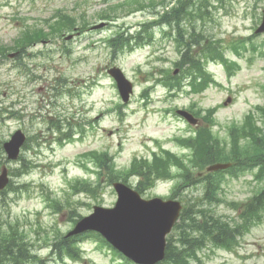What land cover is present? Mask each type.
I'll return each instance as SVG.
<instances>
[{"label":"rangeland","instance_id":"rangeland-1","mask_svg":"<svg viewBox=\"0 0 264 264\" xmlns=\"http://www.w3.org/2000/svg\"><path fill=\"white\" fill-rule=\"evenodd\" d=\"M120 1L125 0H0V45H12L25 26L44 27L45 21L57 10L76 19L84 15L89 25L96 24L97 14L121 9H109ZM159 1L155 0L157 6L147 8V13L137 12L105 21L113 24L106 30L89 32L68 42L55 38L19 57L0 56V148L16 130H21L30 142V148L21 153L24 162L6 163L0 151V162H5L10 172H26L20 177L12 174V189L0 193V218L18 221L24 227L27 241L34 244L33 250L41 260V263L30 264H124L94 238L80 245L84 257L77 261L64 259L61 262L50 255V247L43 245L45 232L52 237L53 231L66 235L72 230L74 225L70 217L75 214L85 217L91 214L94 206L112 208L116 202V194L106 183V177L96 178L97 173L85 169L94 166L84 154L107 151L114 157L116 171L128 168L135 157L150 159L159 146L180 155L186 151L176 145L173 138L188 136L190 129L175 116L174 109L207 110L219 106L212 131L226 140L229 124L240 123L255 106L264 104L260 88L264 83V34L255 33L264 12V0H192L186 3L196 17L195 34L201 35L203 40L220 43L225 56L239 69L227 78L220 64L207 62V71L219 85L194 95L186 88L176 97H169L162 85L149 79L150 74L176 69L180 53L172 40L162 39L161 34L154 31L155 41L150 46L135 47L118 59H113L105 42L116 32L130 29L133 33L138 23L153 20L152 13L160 12V15L173 4L185 0H165L162 8L158 6ZM123 8L130 7L124 5ZM181 24H184L187 41L191 23L183 20ZM172 31L174 40L176 32ZM237 41L246 42V51L239 56L229 49ZM250 46L256 51L249 50ZM202 49L197 46L192 51L197 50L199 55ZM111 65L120 68L134 85V95L128 105L118 107L122 102L115 84L105 72ZM52 89L61 94L54 97ZM147 90L145 99L143 93ZM228 96L234 97L235 102L224 107L222 103ZM54 124L56 127L59 124L61 130H55ZM70 131L71 140L66 141L65 135ZM222 178L221 204L206 205L202 185L177 192L178 200L186 208L194 205L193 208L205 209L212 216L232 224V220L237 219L232 204L247 202L264 183L253 180L251 172L238 177L224 173ZM80 179L90 181L93 192L75 194L72 184ZM97 179H101L98 185ZM128 184L135 187L136 181ZM172 186V182H157L154 188H145L142 198L166 199L171 195ZM53 200L60 202L58 211L52 209ZM189 214L200 216L193 210ZM239 244L233 252L207 248L198 255L203 264H264V218L240 239Z\"/></svg>","mask_w":264,"mask_h":264},{"label":"trees","instance_id":"trees-1","mask_svg":"<svg viewBox=\"0 0 264 264\" xmlns=\"http://www.w3.org/2000/svg\"><path fill=\"white\" fill-rule=\"evenodd\" d=\"M128 4L130 8L134 5H137L138 9L146 7L143 0H129ZM180 4L172 8L166 15H163L161 21L165 19L179 22L181 18H190L191 15L192 18H195L193 12L189 16H185L187 15V10L183 4ZM147 5L153 7L155 3L151 1ZM84 23L82 24L84 25L82 28H78L77 19L58 10L50 19L45 21L44 28L36 26L25 27L11 46L0 45V55L5 57L10 51L23 52L25 49L33 47L45 39L61 37L66 31L71 32L75 28L81 30L87 26ZM201 42H204V49L200 51V55L195 54L192 51V46L200 45ZM109 43L113 50V57L123 54L125 47L129 46L128 42L122 41L121 36ZM176 43L178 47L185 49L180 62L177 64L183 77L181 79L173 77L171 73H167L166 76L168 78L165 80L164 86L169 91L174 89L180 91L181 81L183 78L190 76L192 78L189 86L191 88L190 92L198 94L204 91L209 83L212 82V78L206 72L203 64L207 60H219L226 65L230 73L232 68H236L235 64H229L228 60L224 58V52L218 42H206L202 36L192 38L187 42L181 33L176 39ZM233 45L234 52L238 54L236 48L241 43L237 42ZM198 79H201V82H198ZM200 112L196 115L199 116ZM212 112L213 110L207 111V116L204 117L206 121L211 122L210 116ZM259 112L262 127L256 125L251 115L246 116L242 125H232L228 128V140L223 145H221L217 137L212 135L209 128L199 129L195 136L177 139L178 144L189 150V156L177 157L170 152L161 151L160 154H153L151 160H133L130 166L123 172L115 170L113 157L109 156L106 152H89L84 157L92 161L95 172L100 177L105 176L110 183L117 181L120 177H124L125 181L130 176H138L141 179L137 187L139 192H143L142 190L145 188L151 187L157 179L177 178L178 180L174 186L175 189L188 187L198 181L193 175L194 169L203 171L206 166L216 162L231 163L232 167L227 172L234 177H238L244 171H252L255 166H258L255 178L259 181H264V108L260 109ZM241 140H246L242 146L239 144ZM184 158H187V163H185ZM172 167L177 168L175 173L172 172ZM21 173L25 172L22 171ZM222 175L223 173L207 174L203 178V199L206 205H219L222 203L219 197V189L223 181ZM99 181L100 179L97 182L99 183ZM92 185L90 182L77 180L75 181L74 188H78L83 193H91L93 192ZM243 206L244 208L238 215V221L232 224L219 217L212 216L210 212L202 208H193L194 206H191L185 209L181 216L183 223L177 226V229L180 231L178 242L182 250H178L179 248L173 245L175 242L170 238L163 264H189L188 260L195 258L196 251L204 245L201 242V239L204 238H209L215 245L221 246L224 249L233 248L237 243L236 236H243L251 227L262 222L264 217V188ZM233 208H235V205H233ZM191 210L200 216L198 218L191 216L189 214ZM188 231L198 232L201 239L193 237ZM96 237L99 238V236ZM25 238L26 236L23 231H20L17 222H0V264H26L31 259L28 255ZM54 247L57 251L63 252L72 260L79 258L77 254L78 249L68 241L62 239Z\"/></svg>","mask_w":264,"mask_h":264},{"label":"water","instance_id":"water-1","mask_svg":"<svg viewBox=\"0 0 264 264\" xmlns=\"http://www.w3.org/2000/svg\"><path fill=\"white\" fill-rule=\"evenodd\" d=\"M101 27V26H98ZM256 33H264V15ZM71 39L67 37L66 40ZM109 75L117 83L124 102L128 101L132 85L119 69H111ZM190 124L196 120L186 112L179 111ZM25 136L16 132L11 140L3 145L8 160H16ZM229 164H215L207 168L208 172L225 170ZM8 183L7 171L2 168L0 190ZM118 200L113 209L94 207V212L77 223L68 235H76L85 231H96L102 234L109 243L137 264H156L165 256V236L170 232L179 216L181 205L177 201L153 199L142 200L139 195L122 184H114Z\"/></svg>","mask_w":264,"mask_h":264}]
</instances>
